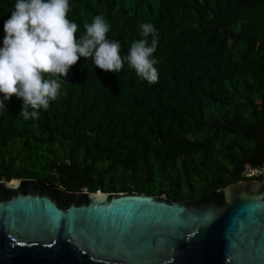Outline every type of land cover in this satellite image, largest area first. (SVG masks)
<instances>
[{
    "label": "trees",
    "instance_id": "obj_1",
    "mask_svg": "<svg viewBox=\"0 0 264 264\" xmlns=\"http://www.w3.org/2000/svg\"><path fill=\"white\" fill-rule=\"evenodd\" d=\"M15 3L0 0V48ZM69 5L77 37L103 16L121 55L142 39L140 25L153 24L158 82L142 80L127 64L116 74L81 57L39 118L19 117L22 99L4 101L0 181L34 179L71 193H145L182 202L262 180L264 0ZM248 170L259 173L247 176Z\"/></svg>",
    "mask_w": 264,
    "mask_h": 264
},
{
    "label": "water",
    "instance_id": "obj_2",
    "mask_svg": "<svg viewBox=\"0 0 264 264\" xmlns=\"http://www.w3.org/2000/svg\"><path fill=\"white\" fill-rule=\"evenodd\" d=\"M262 180L177 202L0 181V264H264Z\"/></svg>",
    "mask_w": 264,
    "mask_h": 264
},
{
    "label": "clouds",
    "instance_id": "obj_3",
    "mask_svg": "<svg viewBox=\"0 0 264 264\" xmlns=\"http://www.w3.org/2000/svg\"><path fill=\"white\" fill-rule=\"evenodd\" d=\"M69 11V0H16L10 19L4 23L0 106L14 96L22 99L19 117L24 120L39 118L40 110L47 111L50 102L58 99L62 83H67L64 78L81 57L116 74L127 64L142 80L158 82L154 67L158 61L153 54L159 39L153 24L140 25L142 39L121 55L120 42L108 38L111 26L103 16L84 24V33L77 37L78 25L68 19Z\"/></svg>",
    "mask_w": 264,
    "mask_h": 264
},
{
    "label": "built area",
    "instance_id": "obj_4",
    "mask_svg": "<svg viewBox=\"0 0 264 264\" xmlns=\"http://www.w3.org/2000/svg\"><path fill=\"white\" fill-rule=\"evenodd\" d=\"M252 172H253L252 170H248V171H247V176H251V174L253 175Z\"/></svg>",
    "mask_w": 264,
    "mask_h": 264
},
{
    "label": "rangeland",
    "instance_id": "obj_5",
    "mask_svg": "<svg viewBox=\"0 0 264 264\" xmlns=\"http://www.w3.org/2000/svg\"><path fill=\"white\" fill-rule=\"evenodd\" d=\"M252 173H253V175H255V174L259 173V171H253Z\"/></svg>",
    "mask_w": 264,
    "mask_h": 264
}]
</instances>
